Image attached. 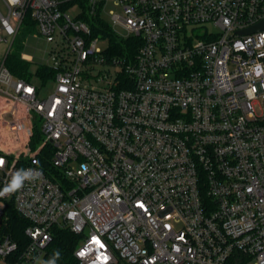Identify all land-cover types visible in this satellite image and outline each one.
<instances>
[{
	"label": "built area",
	"instance_id": "2783aa9c",
	"mask_svg": "<svg viewBox=\"0 0 264 264\" xmlns=\"http://www.w3.org/2000/svg\"><path fill=\"white\" fill-rule=\"evenodd\" d=\"M2 1L0 190L42 174L0 197V264H37L56 227L82 237L76 264H264V28L241 33L264 0ZM28 15L55 46L45 98L6 65ZM84 15L138 39L135 58L98 48Z\"/></svg>",
	"mask_w": 264,
	"mask_h": 264
},
{
	"label": "trees",
	"instance_id": "16d2710c",
	"mask_svg": "<svg viewBox=\"0 0 264 264\" xmlns=\"http://www.w3.org/2000/svg\"><path fill=\"white\" fill-rule=\"evenodd\" d=\"M83 19L91 25L94 36H99V33H102L105 38L109 39L110 47L107 50L109 56L128 57L130 59L135 58L140 46V41L138 39L120 36L112 30L107 21L100 16L90 18L84 15ZM6 65L15 76L32 80L28 74L30 63L25 61L21 54H15L11 51L6 59ZM38 74L43 77H50L54 75V71L51 68L40 66ZM46 160L47 164H50V156L47 157ZM29 224L30 223L17 212L13 211L10 213L8 231L19 243L21 249H23L27 242L25 229ZM52 233V242L47 247L48 258L57 264H76L74 252L79 246L82 237L72 233L68 229L59 227L54 228Z\"/></svg>",
	"mask_w": 264,
	"mask_h": 264
},
{
	"label": "rangeland",
	"instance_id": "374dc122",
	"mask_svg": "<svg viewBox=\"0 0 264 264\" xmlns=\"http://www.w3.org/2000/svg\"><path fill=\"white\" fill-rule=\"evenodd\" d=\"M110 9H114L113 6H110ZM0 12L7 16V9L2 0H0ZM68 13L73 17L77 18L79 13L77 8L68 9ZM210 31L218 33V29L212 25H207ZM1 29V22H0ZM199 32V31H198ZM117 33V32H116ZM2 41L0 43V58H4L10 48L13 38L9 37L4 31L1 32ZM100 39L97 43V47L101 48L103 51H107L110 47V41L108 38H105L102 33H99ZM54 45L47 43L45 38L40 33L38 24L32 19L31 15H28L22 24V27L15 38L12 45V52L15 54H25L28 57H33L34 61L30 63L28 74L32 79V82L40 89V97L45 98L49 96L56 86L55 80L52 76L44 78L38 74V69L41 64L44 62H50V52L53 51ZM105 65H99L94 70L99 71L105 69ZM41 140L37 137L34 139V148L38 146V143ZM36 143V144H35ZM89 228L85 230V235H88ZM82 239V238H81ZM51 260L47 256V250L44 254L38 259L37 264H49Z\"/></svg>",
	"mask_w": 264,
	"mask_h": 264
},
{
	"label": "clouds",
	"instance_id": "9594fccd",
	"mask_svg": "<svg viewBox=\"0 0 264 264\" xmlns=\"http://www.w3.org/2000/svg\"><path fill=\"white\" fill-rule=\"evenodd\" d=\"M21 170L17 171L12 177L10 183H8L2 190H0V197H4L16 192L23 186V182L25 180H35L42 174L39 171L33 172L32 169H28V172H26L24 175H21Z\"/></svg>",
	"mask_w": 264,
	"mask_h": 264
},
{
	"label": "water",
	"instance_id": "95a60500",
	"mask_svg": "<svg viewBox=\"0 0 264 264\" xmlns=\"http://www.w3.org/2000/svg\"><path fill=\"white\" fill-rule=\"evenodd\" d=\"M263 28H264L263 23H260V24L253 26V27H250L244 31H241V33H252V32H255V31L263 29Z\"/></svg>",
	"mask_w": 264,
	"mask_h": 264
}]
</instances>
